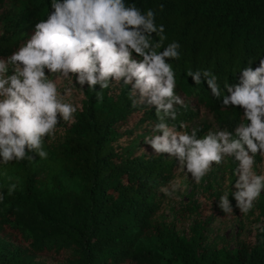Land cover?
Returning a JSON list of instances; mask_svg holds the SVG:
<instances>
[{
  "label": "trees",
  "instance_id": "1",
  "mask_svg": "<svg viewBox=\"0 0 264 264\" xmlns=\"http://www.w3.org/2000/svg\"><path fill=\"white\" fill-rule=\"evenodd\" d=\"M0 10V67L54 24L106 40L163 85L148 94L88 78L65 116L38 79L24 85L29 136L0 130V264H264L263 196L234 250L208 240L216 216L198 206L180 210L195 215L184 228L161 214L206 134L246 143L254 166L264 159V0H0ZM242 163L220 166V218L242 211Z\"/></svg>",
  "mask_w": 264,
  "mask_h": 264
},
{
  "label": "rangeland",
  "instance_id": "2",
  "mask_svg": "<svg viewBox=\"0 0 264 264\" xmlns=\"http://www.w3.org/2000/svg\"><path fill=\"white\" fill-rule=\"evenodd\" d=\"M24 50L29 51L25 71L30 75L25 73L26 77L22 74L24 71L18 69ZM8 60L0 67V130L3 127L18 128L24 136L30 134V119L26 115L29 90L24 91V85H28L29 81L39 80L38 87L47 90L48 97H53L52 104L63 116L78 105L82 85L88 78L106 77L112 84L124 81L136 85L137 91L138 88L143 92L147 89L148 94L158 93L163 87L153 81L132 57L122 54L119 48L106 40L86 32L70 31L60 25L30 31ZM11 87L12 92L9 91ZM160 133L155 131L153 134ZM202 140L203 143L196 147L166 186L162 218L184 228L191 224L195 215L187 213L182 217L180 210L185 206H198L197 211L202 218L210 213L216 216L205 227L208 240L215 246L225 244L234 250L242 238L250 236L256 208L264 197V159L254 166L250 154L246 152L247 144L243 142H225L207 134ZM237 154L243 157V163L235 173L244 187L242 211L220 218L211 208L214 193L220 185L228 183L219 169L227 158Z\"/></svg>",
  "mask_w": 264,
  "mask_h": 264
}]
</instances>
